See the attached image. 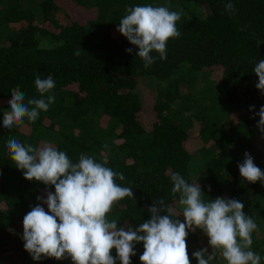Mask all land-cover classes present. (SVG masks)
Instances as JSON below:
<instances>
[{"label":"trees","instance_id":"obj_1","mask_svg":"<svg viewBox=\"0 0 264 264\" xmlns=\"http://www.w3.org/2000/svg\"><path fill=\"white\" fill-rule=\"evenodd\" d=\"M147 4L182 15L179 37L167 42V59L145 68L139 49L117 27L128 7ZM10 24L17 26L0 43V264H72L70 258L34 261L24 249L23 217L54 186L24 178L8 154L10 138L51 145L73 162L84 153L123 173L125 180L116 183L130 187L135 198L125 197L108 214L122 226L150 219L148 207L160 199L183 222L175 211L178 196L171 194L173 173L198 182L205 202L235 198L244 211H254H248L253 220L264 219V184L243 180L238 169L247 152L264 171V134L255 116L264 96L254 73L264 59V0H0V28ZM213 70L239 85L222 88L206 77ZM37 75L53 78L56 87L46 95L55 102L35 123L3 128L14 87L26 99L39 98ZM140 77L156 81L151 96L137 90ZM252 239L264 264V239L254 232ZM201 248L190 232L192 261ZM134 250L132 264H141L143 244Z\"/></svg>","mask_w":264,"mask_h":264},{"label":"clouds","instance_id":"obj_2","mask_svg":"<svg viewBox=\"0 0 264 264\" xmlns=\"http://www.w3.org/2000/svg\"><path fill=\"white\" fill-rule=\"evenodd\" d=\"M226 7L231 10L233 5ZM181 15L166 6L136 5L126 9L117 31L139 49L136 56L148 68L157 58L167 59L166 45L169 39L179 37L176 23ZM126 51L132 53L133 49ZM254 73L258 77L255 87L264 96V59L256 63ZM34 83L39 98L26 99L19 86L11 90L3 128L11 130L25 120L35 123L55 102L54 95H46L56 87L51 76L42 79L37 75ZM254 109L250 106L249 111ZM255 116L259 117L257 128L264 134V106ZM6 148L26 180L41 182L46 189L54 186V192L47 191L46 198L38 196L39 203L23 217L24 249L34 261L70 258L72 264H132L135 246L142 243L141 264H191L187 237L199 229L208 238V247L192 253L197 264H215L221 258L225 264H261V256L251 249L252 234L258 226L235 198L217 197L205 202L198 182L189 183L181 174L173 173L171 194L174 199L178 196L183 222L179 216L173 218V208L160 199L148 207L150 219L135 228L122 226L108 214L125 197L135 198L130 187L116 183L117 179L125 180L123 173L84 153L73 162L66 152L48 144L37 148L10 138ZM238 169L243 180L264 184V171L249 153H244ZM44 204L48 211L41 206Z\"/></svg>","mask_w":264,"mask_h":264},{"label":"rangeland","instance_id":"obj_3","mask_svg":"<svg viewBox=\"0 0 264 264\" xmlns=\"http://www.w3.org/2000/svg\"><path fill=\"white\" fill-rule=\"evenodd\" d=\"M199 12L203 13V10H199ZM88 15H90L89 12H87V15H86V17L89 18L90 16H88ZM15 26H17V25L16 24H10V25H8V28H5V27L0 28V43L4 42L6 40V37H7L8 33H9V30H11V29L13 30L15 28ZM41 44L42 45H47L48 43L43 40ZM206 77L210 81L217 82L219 85H221L222 88L224 86H226V85H234V86H238L239 85V81L238 80H232L231 78L225 77L221 70L210 71V72L206 73ZM155 82L156 81L154 79H152V78L140 77L138 79V85H137V90L140 92V95H142V97L146 96V95L151 96L152 92H153V89H155V85H156ZM250 210L253 211L252 209H250ZM250 210H248V211H250ZM175 211H179V213L182 214L181 206L180 205H176ZM248 211H244L245 214H247L248 216H250L253 219L254 214L249 213ZM254 220H255V222H256V224L258 226L257 230L254 232L255 235L257 236V239L258 240L264 239V219H263V217H259L258 219L255 218ZM195 234L197 235L201 246L204 245V248L208 247V238L206 237V235H204V233L201 230H199V229L196 230ZM252 245H254V242H253ZM260 247H262L264 249V245L263 244H260ZM209 251H210V249H209ZM69 261L72 262L71 259H69ZM190 261H191V264H197V262H194L191 259H190ZM215 264H225V262L221 258V259H218L215 262Z\"/></svg>","mask_w":264,"mask_h":264}]
</instances>
